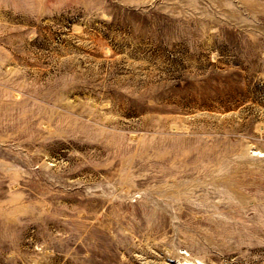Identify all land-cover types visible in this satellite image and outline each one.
<instances>
[{
	"label": "rangeland",
	"instance_id": "obj_1",
	"mask_svg": "<svg viewBox=\"0 0 264 264\" xmlns=\"http://www.w3.org/2000/svg\"><path fill=\"white\" fill-rule=\"evenodd\" d=\"M264 264V0H0V264Z\"/></svg>",
	"mask_w": 264,
	"mask_h": 264
},
{
	"label": "bare ground",
	"instance_id": "obj_2",
	"mask_svg": "<svg viewBox=\"0 0 264 264\" xmlns=\"http://www.w3.org/2000/svg\"><path fill=\"white\" fill-rule=\"evenodd\" d=\"M186 264H191V262L187 261Z\"/></svg>",
	"mask_w": 264,
	"mask_h": 264
}]
</instances>
